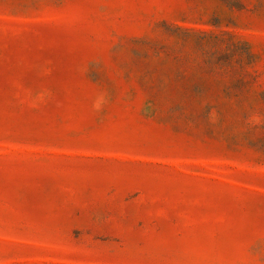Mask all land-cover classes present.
<instances>
[{"label":"rangeland","instance_id":"374dc122","mask_svg":"<svg viewBox=\"0 0 264 264\" xmlns=\"http://www.w3.org/2000/svg\"><path fill=\"white\" fill-rule=\"evenodd\" d=\"M0 264H264V0H0Z\"/></svg>","mask_w":264,"mask_h":264}]
</instances>
